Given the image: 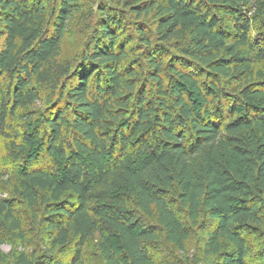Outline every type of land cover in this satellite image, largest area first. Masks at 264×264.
Instances as JSON below:
<instances>
[{
    "label": "trees",
    "instance_id": "16d2710c",
    "mask_svg": "<svg viewBox=\"0 0 264 264\" xmlns=\"http://www.w3.org/2000/svg\"><path fill=\"white\" fill-rule=\"evenodd\" d=\"M50 1L0 0V137L45 234L0 264H83L94 240L102 264H157L160 235L186 251L179 208L214 264H264V0H102L74 61L80 0ZM18 206L0 246L26 240Z\"/></svg>",
    "mask_w": 264,
    "mask_h": 264
},
{
    "label": "rangeland",
    "instance_id": "374dc122",
    "mask_svg": "<svg viewBox=\"0 0 264 264\" xmlns=\"http://www.w3.org/2000/svg\"><path fill=\"white\" fill-rule=\"evenodd\" d=\"M102 0H80L81 10L76 14L72 20L66 39L63 42L62 57L69 60L77 59L78 55L82 53L85 45L89 42L91 34L94 31V17L98 9V4ZM112 1V0H104ZM48 0V4H50ZM44 93V102L47 104L51 100V92ZM44 104V103H42ZM46 107L43 108V110ZM42 111V110H41ZM44 111V112H45ZM40 119V116H37ZM22 164L13 161L6 152L4 141L0 137V200L14 199L18 202V214L23 219V224L26 229L25 242L16 241L9 236H5V243L0 246V251L6 256L10 257L15 251L21 252L26 250L29 253L39 251L44 245L45 234L43 235L37 228L38 225L34 222L33 215L26 203L21 199L19 194L15 191L18 185L17 175ZM179 208V207H177ZM178 212L183 219L185 229L190 231V239L186 246V251L183 253L175 249L168 242L165 241L164 236L160 235V240L156 242L153 253L156 257L157 264H214L219 261L217 257H207L204 252V240L206 238L205 232L209 224L202 221L200 225L192 226V223L187 219L185 212L179 208ZM150 222V220H148ZM0 230H5L0 219ZM2 231V232H3ZM5 235V234H4ZM252 244L256 247L255 251L263 250L264 239L258 235L251 236ZM96 240L89 243L84 255L83 264H102L100 253L96 249ZM228 247V246H227ZM228 249V248H227Z\"/></svg>",
    "mask_w": 264,
    "mask_h": 264
}]
</instances>
